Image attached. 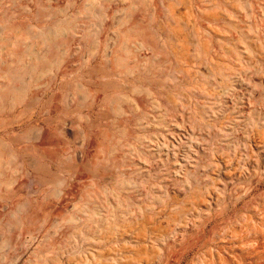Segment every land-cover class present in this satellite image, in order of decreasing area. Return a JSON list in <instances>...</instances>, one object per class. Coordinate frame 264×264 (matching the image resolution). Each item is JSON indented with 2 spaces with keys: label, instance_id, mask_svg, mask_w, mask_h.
Returning a JSON list of instances; mask_svg holds the SVG:
<instances>
[{
  "label": "rangeland",
  "instance_id": "374dc122",
  "mask_svg": "<svg viewBox=\"0 0 264 264\" xmlns=\"http://www.w3.org/2000/svg\"><path fill=\"white\" fill-rule=\"evenodd\" d=\"M0 264H264V0H0Z\"/></svg>",
  "mask_w": 264,
  "mask_h": 264
}]
</instances>
